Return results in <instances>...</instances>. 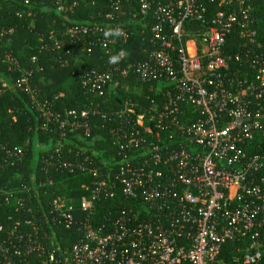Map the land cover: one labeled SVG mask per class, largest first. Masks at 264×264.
Here are the masks:
<instances>
[{
	"label": "built area",
	"instance_id": "obj_1",
	"mask_svg": "<svg viewBox=\"0 0 264 264\" xmlns=\"http://www.w3.org/2000/svg\"><path fill=\"white\" fill-rule=\"evenodd\" d=\"M213 2L209 10L198 0H108L124 41L138 23L143 41L149 31V48L118 64L108 63L114 39L102 25L66 29L103 61L79 83L107 108L117 149L109 158L64 151L78 131L90 136L100 103L57 110L54 99L38 100L33 72L23 74L32 104L63 140L51 151L38 147L40 173L29 182L2 181L4 167L25 157L23 147L4 148L0 264H264V41L249 0ZM14 33L0 12V47ZM49 40L41 38L40 51L62 66L78 59L54 32ZM13 88L3 81L0 95ZM121 92L135 97L118 100ZM50 166L85 176V193L54 194ZM64 230L75 236L71 245L61 241Z\"/></svg>",
	"mask_w": 264,
	"mask_h": 264
},
{
	"label": "trees",
	"instance_id": "obj_2",
	"mask_svg": "<svg viewBox=\"0 0 264 264\" xmlns=\"http://www.w3.org/2000/svg\"><path fill=\"white\" fill-rule=\"evenodd\" d=\"M198 1L209 10L215 8L213 0ZM249 1L258 18L260 38L264 41V0ZM135 8L136 6L133 10ZM18 11L23 13L22 17L16 16ZM0 12L4 17V23L15 28L10 44L0 47V84L3 81L14 84L13 89H7L0 95V162L5 155V147H23L25 152L23 161L4 167L2 181L4 183L31 181L33 174L40 173L39 167L34 164L38 147L45 145L47 150L51 151L63 140L61 132L55 126L47 124L45 117L32 104V94L21 83L26 71L33 72L30 86L37 91L38 100L54 99L53 103L57 110L83 109L86 104L100 103V113L92 118L90 123L92 129L90 136L82 130L78 131L73 140L65 145V152L70 149L80 152L87 150L99 161L113 156L117 149L109 132L110 120L102 117V111L107 108L101 99L92 101V97L79 83L81 73L94 68L99 69L103 61H100L98 52L94 54L84 52L79 44L65 34L69 26L81 23L100 24L105 29L113 27L116 21L108 15L110 13L108 0H96L95 3L91 0H31L30 5L25 4L24 0H0ZM140 27L141 24L138 23L135 34L127 41L121 37L113 38L116 53L120 49H126L128 52L126 58L135 60L143 47L149 48V31L147 30L148 36L143 41ZM51 32L65 43V50H71L73 57L75 55L78 57L77 60L73 58L68 66H62L55 60L53 53L40 51L41 38L50 41ZM227 49L233 53L239 50L237 38L230 40ZM35 56L38 60L33 62ZM129 96L135 97L133 93L121 92L118 94V100ZM118 100L112 99L109 102L110 107L115 109L119 104ZM49 173L56 179V185L51 186L54 194L80 196L85 193L79 188L81 182L86 180L82 174L61 175L54 172L52 166L49 167ZM63 182L68 183L69 187L65 188ZM62 236L61 241L65 246L71 245L75 240V236L69 230H64Z\"/></svg>",
	"mask_w": 264,
	"mask_h": 264
},
{
	"label": "clouds",
	"instance_id": "obj_3",
	"mask_svg": "<svg viewBox=\"0 0 264 264\" xmlns=\"http://www.w3.org/2000/svg\"><path fill=\"white\" fill-rule=\"evenodd\" d=\"M124 35L123 30L119 27H107L103 30V36L107 40L109 38H119ZM128 55V52L126 49H120L116 54L109 56L108 63L109 64H118L123 59H125Z\"/></svg>",
	"mask_w": 264,
	"mask_h": 264
},
{
	"label": "rangeland",
	"instance_id": "obj_4",
	"mask_svg": "<svg viewBox=\"0 0 264 264\" xmlns=\"http://www.w3.org/2000/svg\"><path fill=\"white\" fill-rule=\"evenodd\" d=\"M43 80H44V78L41 79V81H43ZM45 81H46V79H45Z\"/></svg>",
	"mask_w": 264,
	"mask_h": 264
}]
</instances>
